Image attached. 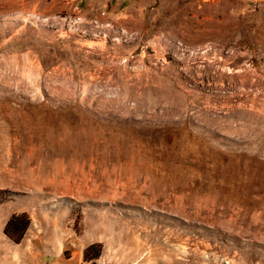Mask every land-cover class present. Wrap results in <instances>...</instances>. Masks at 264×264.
Returning <instances> with one entry per match:
<instances>
[{"label":"rangeland","instance_id":"374dc122","mask_svg":"<svg viewBox=\"0 0 264 264\" xmlns=\"http://www.w3.org/2000/svg\"><path fill=\"white\" fill-rule=\"evenodd\" d=\"M0 264H264V0H0Z\"/></svg>","mask_w":264,"mask_h":264},{"label":"trees","instance_id":"16d2710c","mask_svg":"<svg viewBox=\"0 0 264 264\" xmlns=\"http://www.w3.org/2000/svg\"><path fill=\"white\" fill-rule=\"evenodd\" d=\"M23 214L12 215L4 228V232L15 242H19L22 238V235L26 229V222L23 219ZM11 228L14 233H17V237L12 236V234L8 231ZM91 252H94L91 254ZM100 253V244H90L84 249L83 257L85 260H90L93 258H97Z\"/></svg>","mask_w":264,"mask_h":264},{"label":"built area","instance_id":"2783aa9c","mask_svg":"<svg viewBox=\"0 0 264 264\" xmlns=\"http://www.w3.org/2000/svg\"><path fill=\"white\" fill-rule=\"evenodd\" d=\"M94 23H96V21H93Z\"/></svg>","mask_w":264,"mask_h":264}]
</instances>
